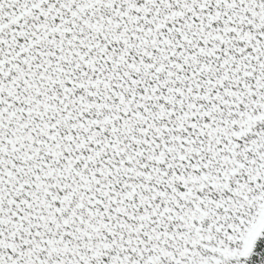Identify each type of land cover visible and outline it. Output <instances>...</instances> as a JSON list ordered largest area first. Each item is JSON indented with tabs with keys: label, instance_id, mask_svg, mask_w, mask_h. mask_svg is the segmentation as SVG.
I'll use <instances>...</instances> for the list:
<instances>
[{
	"label": "snow or ice",
	"instance_id": "1",
	"mask_svg": "<svg viewBox=\"0 0 264 264\" xmlns=\"http://www.w3.org/2000/svg\"><path fill=\"white\" fill-rule=\"evenodd\" d=\"M0 264H264V0H0Z\"/></svg>",
	"mask_w": 264,
	"mask_h": 264
}]
</instances>
